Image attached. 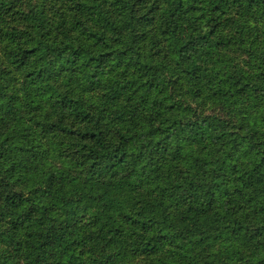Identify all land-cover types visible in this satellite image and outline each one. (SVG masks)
Segmentation results:
<instances>
[{"label":"trees","instance_id":"16d2710c","mask_svg":"<svg viewBox=\"0 0 264 264\" xmlns=\"http://www.w3.org/2000/svg\"><path fill=\"white\" fill-rule=\"evenodd\" d=\"M0 264H264V0H0Z\"/></svg>","mask_w":264,"mask_h":264}]
</instances>
